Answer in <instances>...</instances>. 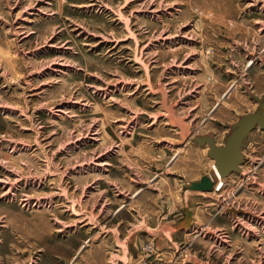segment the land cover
<instances>
[{"label": "rangeland", "instance_id": "obj_1", "mask_svg": "<svg viewBox=\"0 0 264 264\" xmlns=\"http://www.w3.org/2000/svg\"><path fill=\"white\" fill-rule=\"evenodd\" d=\"M254 95L264 0H0V264H264Z\"/></svg>", "mask_w": 264, "mask_h": 264}, {"label": "water", "instance_id": "obj_2", "mask_svg": "<svg viewBox=\"0 0 264 264\" xmlns=\"http://www.w3.org/2000/svg\"><path fill=\"white\" fill-rule=\"evenodd\" d=\"M254 125L249 117L241 118V121L230 128V133L226 136L224 148H216L213 144L211 149L214 152L219 151V168L223 176L229 175L236 170L241 163V140ZM212 153V152H211ZM214 189V182L210 177H203L200 182L192 183L189 190L195 192H211Z\"/></svg>", "mask_w": 264, "mask_h": 264}, {"label": "crops", "instance_id": "obj_3", "mask_svg": "<svg viewBox=\"0 0 264 264\" xmlns=\"http://www.w3.org/2000/svg\"><path fill=\"white\" fill-rule=\"evenodd\" d=\"M229 93V92H228ZM257 95H254L253 96V98H256V99H254V100H256V102L258 103V105H257V109L254 111V112H252V113H250V114H245V115H243V117H249V118H251L252 119V121H253V123H254V125H253V127L250 129V131H248L249 132V134H251L252 133V131H254L255 129H257V126H259L260 124H261V122L263 121V119H264V95H262L261 97H256ZM239 123V122H238ZM238 123H236V124H234V125H232V126H235V125H237ZM232 126H230V128L232 127ZM255 127V129H253ZM248 132L246 133V135L242 138V140H241V146H240V152H241V163L238 165L239 167L238 168H240V166L243 164V162H244V160L246 159V158H248V159H250V157H248L249 155H246L245 153H244V145H243V141H244V139L245 138H247L248 136H249V134H248ZM230 133V129H229V132L227 133V135ZM227 135H225V136H227ZM225 139H224V141L226 140V137H224ZM204 140H209L210 141V138L208 139V137L207 138H205ZM212 144H213V142L212 143H210V155H212V149H211V146H212ZM216 148H224L225 146H226V144H225V142H224V144H223V146L222 147H219V146H217V144H213ZM242 155H243V157H242ZM238 168L235 170V171H237L238 170ZM235 171H233L232 173H230L229 175H227V176H230L231 174H233ZM202 194V193H201ZM203 194H205V193H203ZM206 194H208V193H206ZM121 210V209H120Z\"/></svg>", "mask_w": 264, "mask_h": 264}, {"label": "bare ground", "instance_id": "obj_4", "mask_svg": "<svg viewBox=\"0 0 264 264\" xmlns=\"http://www.w3.org/2000/svg\"><path fill=\"white\" fill-rule=\"evenodd\" d=\"M191 132H192V130L190 129V130H188L187 131V128L185 127V126H183V136H187V138H188V141L192 138L190 135H189V133L191 134ZM226 137V136H225ZM225 139V138H224ZM183 140V139H182ZM225 142V141H224ZM219 149V148H218ZM212 158H213V160H214V162H215V167H216V170H217V173H218V177L217 178H219V179H221V178H224V177H226V176H223L222 174H221V172H220V168H219V159L217 158V156L218 157H220V153H219V151H217V152H214L213 150H212ZM242 157H243V155H242ZM215 167H213V169L215 170ZM239 167V166H238ZM237 167V168H238ZM241 167V166H240ZM236 168V169H237ZM203 193H209V192H203Z\"/></svg>", "mask_w": 264, "mask_h": 264}]
</instances>
